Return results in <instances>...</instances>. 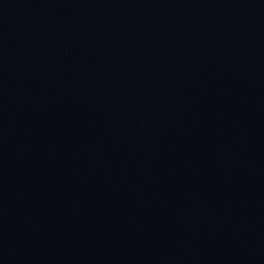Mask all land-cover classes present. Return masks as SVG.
<instances>
[{"label":"water","instance_id":"water-1","mask_svg":"<svg viewBox=\"0 0 264 264\" xmlns=\"http://www.w3.org/2000/svg\"><path fill=\"white\" fill-rule=\"evenodd\" d=\"M0 264H264V0H0Z\"/></svg>","mask_w":264,"mask_h":264}]
</instances>
